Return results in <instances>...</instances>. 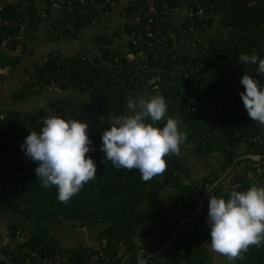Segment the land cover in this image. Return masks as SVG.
Returning a JSON list of instances; mask_svg holds the SVG:
<instances>
[{
    "label": "trees",
    "instance_id": "trees-1",
    "mask_svg": "<svg viewBox=\"0 0 264 264\" xmlns=\"http://www.w3.org/2000/svg\"><path fill=\"white\" fill-rule=\"evenodd\" d=\"M119 1L45 0L44 21L35 0H18L4 13L17 10L13 19L24 26L23 37L10 42L0 69L32 55L28 45L42 26L51 27L49 44L79 40ZM121 16L112 36L93 39L94 51L57 48L31 61L9 108H0V219H19L0 227V253L14 264H86L89 252L104 241L106 264H137L141 250L147 264H264V246H250L235 261L214 252L206 223L209 195L226 198L229 191L264 182V127L249 118L239 95L246 72L261 77L258 65L238 59L241 54L264 58V0H128ZM149 20L152 36L145 32ZM17 34V27H0V39ZM148 95L164 97L167 115L180 121L187 140L180 155L165 157V171L145 182L136 169L102 163L100 136L111 126L108 119L127 114L129 97ZM35 97L45 100L25 110L24 103ZM19 103L24 107L16 108ZM49 115L84 120L92 141L86 155L96 163V177L66 203L57 199L54 187L40 186L36 163L21 149L28 132H38ZM249 155L260 160L234 164ZM191 214L172 245L154 256ZM65 223L97 229L96 241L61 246L49 232L52 224ZM18 231L25 235L12 246ZM4 237L10 239L6 245Z\"/></svg>",
    "mask_w": 264,
    "mask_h": 264
},
{
    "label": "clouds",
    "instance_id": "clouds-1",
    "mask_svg": "<svg viewBox=\"0 0 264 264\" xmlns=\"http://www.w3.org/2000/svg\"><path fill=\"white\" fill-rule=\"evenodd\" d=\"M238 59L258 65L256 73L261 79L246 72L240 79L244 91L239 95L249 118L264 126V58L241 54ZM167 113L161 95L129 97L127 114L108 119L111 126L100 136L102 163L136 169L145 182L162 174L167 166L165 157L180 155L187 140L180 121ZM88 128L79 118L49 115L42 119L40 130L28 132L21 144L24 156L37 165L40 186L54 187L61 202H68L96 177V163L86 155L93 150ZM207 206L206 223L214 252L235 261L250 246H264V186L232 190L226 198L209 195ZM136 255L137 264H147L143 250Z\"/></svg>",
    "mask_w": 264,
    "mask_h": 264
},
{
    "label": "crops",
    "instance_id": "crops-1",
    "mask_svg": "<svg viewBox=\"0 0 264 264\" xmlns=\"http://www.w3.org/2000/svg\"><path fill=\"white\" fill-rule=\"evenodd\" d=\"M128 0H120L119 3L117 4L116 8L110 13V15H108L107 17H103L99 20V23L96 24L95 26L90 27L92 29V33H91V39L90 41L93 43V39L96 36H101L103 35L104 37H109L112 36L113 32L117 29L118 25H120L122 23V16H121V10L123 9V7L125 6V4L127 3ZM185 12V11H184ZM184 12L182 11V14H184ZM185 15V14H184ZM183 15V16H184ZM177 18V14L173 15V20ZM85 30L83 33L86 34ZM56 48V47H55ZM28 50L32 52V55L29 56H23L20 63L18 65H16L13 68H10L7 66H5L3 69H0V73L2 71V75L6 76V79L2 76L0 79V85L1 83H3V80H15L19 82H23L24 80H26V75H25V68L27 66H29L32 62L31 61H35L40 59V57L44 54H46L47 52H49L50 50H55L49 47V43L47 41V37L45 35V30H44V26L41 27V29L39 30V32L36 34V40L33 41L32 43H29L28 45ZM64 51H70L71 49L68 47L63 48ZM4 104V105H3ZM9 108L7 102H2L0 101V108ZM259 126H261L259 124ZM264 127V126H261ZM264 186V182L262 183ZM17 221H19L17 219ZM15 220V222H17ZM6 224L7 222L3 221L2 219H0V227L4 225V223ZM59 227L60 231L59 234L57 235H61V233H65V239L62 242H59L61 244V246H68V245H74L77 246L78 244H83V245H87V243H79V242H75V240H73V235L78 234L79 230L81 229L82 232H84L83 228L78 229V226H74V224H70V223H65L63 225L59 224L58 226H56L55 224L51 225V229L50 231H53L54 228ZM62 229V230H61ZM75 229V231H74ZM86 230V229H85ZM54 231H56V229H54ZM25 232V231H24ZM56 233L55 232V238L56 237ZM50 236H52L51 234H49ZM69 237V238H68ZM6 238V237H4ZM146 238H143L142 241L145 242ZM7 243L6 239H3V244Z\"/></svg>",
    "mask_w": 264,
    "mask_h": 264
},
{
    "label": "rangeland",
    "instance_id": "rangeland-1",
    "mask_svg": "<svg viewBox=\"0 0 264 264\" xmlns=\"http://www.w3.org/2000/svg\"><path fill=\"white\" fill-rule=\"evenodd\" d=\"M87 29L88 30L86 31V34L83 33L82 38L79 40L71 41V40L67 39V40L63 41V45H61V42L51 43V44H49V47L52 49L59 48L62 51H64L63 48L68 47L71 49L70 51H72V52H73V50L74 51H76V50H90L91 51V49H93V51H94L95 49L93 47V43L90 41L91 36H92L91 35L92 29L91 28H87ZM7 50H8V48H7ZM7 50L4 53H2L3 57H8L9 52L7 54ZM70 51H68V52H70ZM0 76H3L2 71L0 73ZM3 77L6 79V76H3ZM18 81H16V79L15 80H12V79L11 80H8V79L3 80V83H1V85H0V101L8 102L10 100L11 93L16 89L15 87H16V84H18ZM45 97L47 98L48 96H45ZM45 97H35L34 99L30 98V99H32L31 101H30V99H28L30 102L24 103L25 107L23 106L24 104H22V103L21 104L20 103L15 104V106H16V108H23L24 107L25 110H28L30 108H33L36 105L41 104L43 102V100H45ZM12 105H13V103H12ZM10 108H11V106H10ZM261 171H262V173H264V168L261 169ZM2 220L5 222H10V221L17 220V218H15L14 216H6V217L4 216V217H2ZM56 226H58V225H56ZM54 229H56V231H54ZM54 229H53V231L49 232L52 235V237H54L55 232H57L56 233V237H57L56 240H58L59 242L64 241L66 232L61 233V235H57V234H59L60 229H59V227L54 228ZM74 231H75V229H74ZM97 231H98L97 229H94V230H85L84 229V232H82V230L80 229L78 234H76V235L72 234L73 235L72 238H73V240H75V242L84 243V244L87 243V245L92 246V244H94V242L96 241ZM7 240H8V242L10 241V239L8 237H7ZM216 262H217V260H216Z\"/></svg>",
    "mask_w": 264,
    "mask_h": 264
},
{
    "label": "built area",
    "instance_id": "built-area-1",
    "mask_svg": "<svg viewBox=\"0 0 264 264\" xmlns=\"http://www.w3.org/2000/svg\"><path fill=\"white\" fill-rule=\"evenodd\" d=\"M61 1V0H60ZM79 2H83L84 0H78ZM135 0H130V2H134ZM35 2H37L38 4V8H39V14L40 17L45 21V19L47 18V6L45 3V0H35ZM18 4V0H0V15L3 16L0 17V27H4V26H8V27H17L18 30V34L12 38L10 36H7L5 38H1L0 39V56L2 55V53H4L7 48L10 45V42L12 40H21L23 37V33H24V26L20 23H18L17 20L13 19V13H17V10L14 9V12H5V9L7 7H14ZM112 5H114V3H112ZM201 12H197V13H190V16H197L200 15ZM138 18L135 19V22H137ZM151 24V20L148 21V24L146 25L147 27L145 28V32L147 36H152V32L150 30V25ZM123 24L121 25V28H123ZM45 35L46 37L48 36V34L51 32V27H45ZM149 46H151V44H148ZM127 60H131L133 59L131 57V55L126 57ZM264 163V162H263ZM259 164H257L258 166ZM226 186V185H225ZM231 186V185H230ZM229 186V188H230ZM232 188H234V186H232ZM25 235V232L23 231H18L16 233V237H14V239L11 242L12 246H15L17 244V240L19 237H23ZM8 243V242H7ZM6 242L4 243V245L7 244ZM105 242L103 241L101 243V245L99 247H97L96 249H94L93 251L89 252V256L86 260V264H106L107 260H108V256L105 254Z\"/></svg>",
    "mask_w": 264,
    "mask_h": 264
},
{
    "label": "water",
    "instance_id": "water-1",
    "mask_svg": "<svg viewBox=\"0 0 264 264\" xmlns=\"http://www.w3.org/2000/svg\"><path fill=\"white\" fill-rule=\"evenodd\" d=\"M243 161V160H253V161H258L260 160L259 156H255V155H249V156H245V157H240L237 158L234 162V164L237 161ZM234 165H232L231 167H229L219 178L217 181L214 182V184L211 186V189L214 188L215 186H217L218 184L222 183L226 177L231 173L232 169H233ZM209 193V190L206 192L204 198L206 197V195ZM202 207V202L200 203V205L198 206V208L196 209L195 213L200 212ZM193 216V214L189 215L187 218H185L183 221H181L175 228L173 235L171 236V238L169 239V241L158 251H156L153 255L154 256H161L174 242L178 231L182 228V226H184ZM0 261L3 262L4 264H14L12 263L10 260L7 259V257H5L4 255H2L0 253Z\"/></svg>",
    "mask_w": 264,
    "mask_h": 264
}]
</instances>
